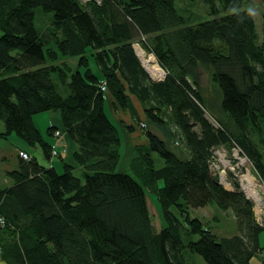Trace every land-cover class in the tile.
<instances>
[{"label":"trees","instance_id":"trees-1","mask_svg":"<svg viewBox=\"0 0 264 264\" xmlns=\"http://www.w3.org/2000/svg\"><path fill=\"white\" fill-rule=\"evenodd\" d=\"M200 1L208 19L190 25L176 0H0V139L16 134L44 159L27 150L30 159L6 172L12 184L0 183L6 264H191L189 255L264 263L253 202L211 169L214 149L233 145L264 180V27L260 35L247 0ZM38 12L51 20V39L38 30ZM137 43L156 56L162 80L145 69ZM67 56L78 57L76 68ZM108 91L148 140L128 169ZM131 96L149 121L170 129L177 153L141 123ZM50 111L61 113L76 146V165L63 160L62 172L47 164L67 149L33 121ZM47 135L63 136L54 126ZM148 191L161 207L160 229ZM208 205L231 212L237 233L219 238L192 217Z\"/></svg>","mask_w":264,"mask_h":264},{"label":"rangeland","instance_id":"rangeland-1","mask_svg":"<svg viewBox=\"0 0 264 264\" xmlns=\"http://www.w3.org/2000/svg\"><path fill=\"white\" fill-rule=\"evenodd\" d=\"M83 2H86L88 0H82ZM176 7L177 11L181 16L184 17V19L187 21V24L193 25L197 22L204 21L208 19V7L206 4L201 2L200 0H176ZM246 8L247 9H253L255 10V14L253 15L257 31L260 35H262L263 27H264V2L261 0H247L246 2ZM36 24L38 27V30L43 35V37L47 39H51L50 32L54 31V29H51L52 24L51 20L47 18V16L43 15L42 12L37 14ZM52 16V13L50 14ZM59 35H62V32L59 33ZM55 41L53 40L52 45L50 44L49 48H55ZM135 50L138 54L140 60L142 63L143 60L141 59L139 53H138V47H141L144 51L145 49L142 47L141 44H135ZM146 52V51H145ZM151 55H154L152 53H148ZM155 56V55H154ZM68 60L69 64L72 65V67L77 66L78 60L75 57L67 56L64 57ZM155 59L157 60L156 56ZM145 66V63H144ZM161 70L163 71L162 67L159 65ZM91 68L94 72H98V67L96 66V63L94 61L91 62ZM148 70V68H147ZM164 74H160L156 78L163 77ZM154 77V76H153ZM152 77V78H153ZM155 78V77H154ZM204 84H208V81L206 78H204ZM47 113H41L37 117L41 120L38 121V124L41 128V130H45V124L46 120L45 117H47ZM212 120V118H211ZM214 122V120H212ZM0 125H2V129L4 130V124L0 121ZM64 127V126H63ZM138 127V126H137ZM45 133V131H44ZM123 134V132H121ZM121 134V135H122ZM14 140L13 138H9V140L5 141L4 148H0V180L3 181V177L7 171L14 170L18 167L19 159L17 158L18 149L22 147V145L19 143L20 141L23 142L21 139L18 138L16 134ZM17 136V137H16ZM259 139L261 137L259 136ZM122 140L125 145V140L122 135ZM136 139L135 135L133 136L131 134L130 136V143L133 145V142ZM18 141V142H17ZM122 142V144H123ZM138 145V146H137ZM141 147V144H135L133 147ZM128 153V154H127ZM1 154L4 155L5 159L1 160ZM125 154V155H124ZM131 152L127 149H123L122 145V155H123V161H122V167L123 168H130V158H132L135 155V151L133 155H130ZM127 155V156H126ZM214 158L211 164V169L214 175L218 178L219 182L224 186L227 190H234L235 188H239L243 193H245L243 189L242 180L245 175L251 174L253 175L256 184L258 185V190L263 195L264 199V180L259 176L255 168L253 167L252 163L248 160V158L241 152V150L238 147H234L233 145L229 146H221L216 149H214ZM244 159V161L241 160ZM130 159V160H129ZM59 162V159H56ZM57 162V163H58ZM5 170V171H4ZM78 170V169H77ZM4 171V172H2ZM79 171V170H78ZM2 172V173H1ZM245 196L253 202L254 204V214L256 216V220L264 226V204L263 208H258L256 205V202L249 198L246 193ZM148 203H149V211L152 218V222L155 224V226L160 229L162 224V212L161 207L159 204V201L157 199V195L151 191H148ZM261 210V211H260ZM192 217L200 219L206 228H208L212 233L216 234L219 238L222 237H230L237 233V226L236 222L233 218V215L231 212H223L221 209H219L215 205H208L205 208H200L192 211ZM261 244L264 247V231L261 234ZM188 261L191 264H206L205 261L200 256L196 255H189ZM254 264H264L259 259L255 258L253 260Z\"/></svg>","mask_w":264,"mask_h":264},{"label":"crops","instance_id":"crops-1","mask_svg":"<svg viewBox=\"0 0 264 264\" xmlns=\"http://www.w3.org/2000/svg\"><path fill=\"white\" fill-rule=\"evenodd\" d=\"M131 101L135 107V109L137 110V113L141 119V123H145L147 129L154 133L155 135H157L162 141L165 142V144L167 145V147L172 150L173 152L177 153L176 151V147H175V141L173 138V135L170 131V129L166 126H161L158 124H155L151 121H149V119H147V117L144 114V110L142 108L141 103L139 102V100L134 97L131 96ZM106 110L108 115L110 116V118L112 119V121L119 127L120 133L123 132V137L125 140V147H124V142H123V149H124V153H125V149L127 151V149L131 152L130 155H133L136 147H133V145L135 144H141V146H147L148 145V140L144 134V131L139 127V125H137L135 123V119L133 118V116L131 115V113L128 110H123L121 109V107L116 103V101L113 99L112 95L108 92H106ZM47 113V117H45L46 120V128L45 130H41L38 121L41 120L40 118L38 119V115H35L33 118V121L35 123V125L39 128V130L41 131L42 135L44 136V139L47 140L48 142L52 143L53 146H56L57 148H62L65 147L67 149V152L65 155L61 156L59 159V162L56 160L57 158H53L52 160H50V166H55V168L59 171L62 172L63 169V160L71 165H76L74 158H73V154L76 150V146L75 144L65 135V131H64V127H63V122H62V116L60 112H45ZM44 114V113H43ZM50 126H54L58 129L61 130L62 132V138L59 139L57 137H49L47 135V128H49ZM138 126V127H137ZM2 129V125H0V132H3L4 130ZM45 131V133H44ZM131 134L138 140H135L133 142V145L130 143V136ZM121 135V136H122ZM15 135H10L7 136L6 139H0V148L2 150V148H4V144L6 140H9V138H15ZM17 137V136H16ZM19 138V137H18ZM17 139V138H16ZM14 139V140H16ZM18 142V141H17ZM22 147L19 148L17 151V158L20 159L19 156V152L20 151H31V153L33 155H35L34 157H36L39 161L44 162V159H42V150L40 149V147H36L34 149L31 150V148H29L24 142H19ZM138 146V145H137ZM140 146V145H139ZM128 154V153H127ZM125 155V154H124ZM127 156V155H126ZM5 157L3 154H1V160H4ZM48 162V163H49ZM58 162V163H57ZM5 171V170H4ZM2 171V172H4ZM1 172V173H2ZM8 172V171H7ZM3 177V181L0 183L4 186V187H8L12 184L11 180L6 176V174ZM1 228V227H0ZM0 264H6V262L3 260V256L0 252Z\"/></svg>","mask_w":264,"mask_h":264},{"label":"bare ground","instance_id":"bare-ground-1","mask_svg":"<svg viewBox=\"0 0 264 264\" xmlns=\"http://www.w3.org/2000/svg\"><path fill=\"white\" fill-rule=\"evenodd\" d=\"M137 51L152 76L157 77L163 73L154 55L148 54L141 47H138ZM241 160L244 161V159L242 158ZM242 181H243L242 187L246 195L256 202V205L258 206V208H261V207L263 208V204H264L263 195L258 190L259 188L255 182L253 175L251 174L245 175Z\"/></svg>","mask_w":264,"mask_h":264},{"label":"built area","instance_id":"built-area-1","mask_svg":"<svg viewBox=\"0 0 264 264\" xmlns=\"http://www.w3.org/2000/svg\"><path fill=\"white\" fill-rule=\"evenodd\" d=\"M144 64V63H143ZM145 67H146V65H145ZM147 68V67H146ZM148 71V73L151 75V73H150V71L149 70H147ZM163 72V74H164V76H165V72L164 71H162ZM152 76V75H151ZM164 76L163 77H161V78H154L153 76V78L155 79V80H162L163 78H164ZM103 88V90H105L106 89V86H104V87H102ZM59 133H57V135H58ZM52 154H53V156H57L59 153H58V150L57 149H54L53 150V152H52ZM19 156L20 157H22L23 159H30V155H29V153L28 152H26V151H20L19 152ZM3 220L2 219H0V225H3Z\"/></svg>","mask_w":264,"mask_h":264},{"label":"clouds","instance_id":"clouds-1","mask_svg":"<svg viewBox=\"0 0 264 264\" xmlns=\"http://www.w3.org/2000/svg\"><path fill=\"white\" fill-rule=\"evenodd\" d=\"M250 14H251V15H254V14H255V10L250 9Z\"/></svg>","mask_w":264,"mask_h":264},{"label":"water","instance_id":"water-1","mask_svg":"<svg viewBox=\"0 0 264 264\" xmlns=\"http://www.w3.org/2000/svg\"><path fill=\"white\" fill-rule=\"evenodd\" d=\"M138 55V54H137ZM143 66H144V64H143ZM145 67V66H144ZM145 69L147 70V68L145 67ZM220 183V182H219ZM221 184V183H220Z\"/></svg>","mask_w":264,"mask_h":264}]
</instances>
